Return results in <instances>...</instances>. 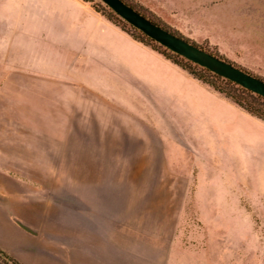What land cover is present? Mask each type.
<instances>
[{
	"label": "crops",
	"instance_id": "0c3cea01",
	"mask_svg": "<svg viewBox=\"0 0 264 264\" xmlns=\"http://www.w3.org/2000/svg\"><path fill=\"white\" fill-rule=\"evenodd\" d=\"M135 1L187 39L261 71L257 21L251 24L236 3ZM73 137L97 139L98 153L183 163L160 168L196 171L187 183L196 187V208L250 199V187L264 185V120L135 39L92 2L6 0L0 8V249L22 264H202L192 244L155 237L148 210L123 221L115 188L121 179L99 184L52 176V143ZM209 210L222 216L216 206ZM204 211L197 216H213ZM225 246L236 256L210 264H244L243 244Z\"/></svg>",
	"mask_w": 264,
	"mask_h": 264
},
{
	"label": "rangeland",
	"instance_id": "374dc122",
	"mask_svg": "<svg viewBox=\"0 0 264 264\" xmlns=\"http://www.w3.org/2000/svg\"><path fill=\"white\" fill-rule=\"evenodd\" d=\"M5 1L0 0V8ZM127 1L139 6L135 0ZM227 1L239 5L244 16L249 14L251 24L256 19L259 43L264 46V0ZM93 4L103 7L104 3L101 0H93ZM141 9L143 10V8ZM153 17L159 22H163L159 17ZM195 44L202 46L201 48L207 51L219 54L215 47L206 42ZM262 52H264V48ZM227 61L230 60L227 59ZM230 62L264 79V63L258 68L261 71L254 73L250 71L253 68L249 66ZM77 134H81V132L79 131ZM96 142L97 139L84 141L81 137H73L59 140L55 144L52 143L53 151H55L51 155V163L54 165L52 176L88 179L91 181L88 183L99 184L111 183L110 179H121L122 185L115 188L121 189L123 221L126 219L124 216L127 213L133 215L135 211L148 210V221L153 220L155 237H161L165 241L168 236L171 242L179 238L185 244H192L196 249L195 258H199L202 264H210L211 259L219 261L221 255L229 254L231 257H235L237 250L231 252L226 250V242L234 243L235 247L236 244L238 247L243 244V249L239 248L238 251L243 252L244 264H264V185L251 186L250 199L243 196V199L235 202H202L198 203V208H196V203L192 200L196 187L187 184L193 182L196 171L183 168H160L161 166L177 167L181 164L177 161L158 162L161 155L128 152L98 153ZM183 165L182 163L180 166ZM231 172L235 177L237 174H241L238 169H233ZM147 178H164L165 181L173 182V184L166 186L139 185L146 182V180L140 179ZM74 188L85 187L75 186ZM87 188L111 189L113 187L88 186ZM254 191L259 193V200L254 199ZM183 197L188 200L183 201ZM87 199L98 200L91 195ZM62 200V203H65V198ZM210 205L221 209L222 216H217L221 213L210 212ZM200 208L208 210L202 213L213 214V216L198 217Z\"/></svg>",
	"mask_w": 264,
	"mask_h": 264
},
{
	"label": "trees",
	"instance_id": "16d2710c",
	"mask_svg": "<svg viewBox=\"0 0 264 264\" xmlns=\"http://www.w3.org/2000/svg\"><path fill=\"white\" fill-rule=\"evenodd\" d=\"M92 2L93 0H85ZM124 2L128 3L131 7L136 9L138 12L143 14L145 17L150 19L152 22L165 27L172 31L173 33L187 39L183 35H181L176 29L170 27L169 25L159 22L156 20L153 16H156L152 11H150L148 8L144 7L143 5L137 3L139 6H135V4L123 0ZM94 8L97 11H100L102 14H104L108 19L119 25L121 28H123L125 31H127L129 34H131L135 39L150 45L152 48L156 49L160 53H162L164 56L169 58L174 63L178 64L182 68L186 69L189 73H191L195 78L201 80L203 83L208 84L227 98H230L235 103H237L239 106L247 110L250 114L264 120V97L256 94L237 83L226 79L220 75H217L213 73L212 71L208 70L207 68L201 67L198 64L193 63L192 61H189L185 59L184 57L170 51L166 47L160 45L158 42L154 41L147 35H145L143 32H141L136 27L130 25L127 23L124 19H122L118 14H116L110 7H108L106 4H103V7L100 5L93 4ZM143 8V10L141 9ZM189 40V39H188ZM195 43V42H194ZM198 45V44H197ZM202 47V46H200ZM210 53L217 55L218 57L225 59L223 56L219 55L216 52L208 50ZM240 67V66H239ZM244 69V68H243ZM0 264H22L20 261L6 253L4 250L0 249Z\"/></svg>",
	"mask_w": 264,
	"mask_h": 264
},
{
	"label": "water",
	"instance_id": "95a60500",
	"mask_svg": "<svg viewBox=\"0 0 264 264\" xmlns=\"http://www.w3.org/2000/svg\"><path fill=\"white\" fill-rule=\"evenodd\" d=\"M101 1L127 23L136 27L170 51L264 97V79L251 74L230 61L210 53L194 42L173 33L169 29L152 22L123 0Z\"/></svg>",
	"mask_w": 264,
	"mask_h": 264
}]
</instances>
